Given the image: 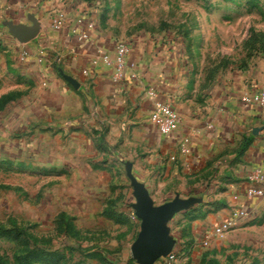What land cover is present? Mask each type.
<instances>
[{
  "label": "crops",
  "instance_id": "0c3cea01",
  "mask_svg": "<svg viewBox=\"0 0 264 264\" xmlns=\"http://www.w3.org/2000/svg\"><path fill=\"white\" fill-rule=\"evenodd\" d=\"M47 2L22 6L14 19L30 25L32 15L39 31L24 43L13 37L17 57L11 70L23 88L14 94L18 104L10 117L16 119L15 131L29 137L22 148L30 150L32 165L47 171L55 199L69 197V212L58 213L57 227L60 214L70 216L80 236L95 240L108 256L133 260L130 247L140 221L132 209L130 168L156 205L175 196L198 199L166 224L173 247L183 254L176 264H215L221 252L222 261L239 263L231 252L245 249L243 262L264 264V202L245 194L258 184L249 177L254 169L264 170V114L240 100L264 86V69L202 92L173 48L138 42L129 44L128 60L137 64L134 76L114 81L102 55L111 54L119 41L100 33L90 11L70 13L64 4ZM61 13L65 21L55 25L53 18ZM90 21L89 38L80 40ZM150 88L154 99L147 94ZM155 99L179 114L178 131L169 139L149 120ZM194 130L200 133L190 152L181 154V136ZM241 206L251 210L249 218L208 247L197 245L201 234Z\"/></svg>",
  "mask_w": 264,
  "mask_h": 264
},
{
  "label": "rangeland",
  "instance_id": "374dc122",
  "mask_svg": "<svg viewBox=\"0 0 264 264\" xmlns=\"http://www.w3.org/2000/svg\"><path fill=\"white\" fill-rule=\"evenodd\" d=\"M35 1L0 0V106L6 108L0 112V259L6 264H136L108 256V250L78 231L57 229L58 213L69 212V197L55 199L47 171L32 165L30 150L22 148L29 137L14 129V94L23 87L11 70L17 52L7 23L18 24V11L22 6L33 9ZM47 1L64 4L61 8L70 13L90 11L100 33L119 42L173 48L202 92L222 80L264 69V0ZM182 212L173 216L178 219ZM231 254L239 263L220 258L215 264H249L243 262L247 249ZM162 262L160 258L154 264Z\"/></svg>",
  "mask_w": 264,
  "mask_h": 264
},
{
  "label": "built area",
  "instance_id": "2783aa9c",
  "mask_svg": "<svg viewBox=\"0 0 264 264\" xmlns=\"http://www.w3.org/2000/svg\"><path fill=\"white\" fill-rule=\"evenodd\" d=\"M63 21H65L63 13L53 18L55 25H60ZM93 26V21L88 22L87 29L78 35V38L80 40L89 38V30H91ZM129 51V44L118 42L114 46L111 54L102 55L103 62L112 70V80L122 81L126 77L134 76L133 72L137 68V64L134 61L128 60ZM25 58V55L19 57L20 61H24ZM95 62L96 61L94 60L93 63ZM82 72L86 74L87 69H84ZM147 94L152 99L156 96L154 90L151 88L148 90ZM240 100L255 111L264 114V86L255 90L246 91L242 94ZM149 120L156 127L158 133L166 139H169L176 134L180 124L179 114L175 108L168 102H161L156 99L153 101V108L150 112ZM211 127V125L206 126L208 129ZM199 133V130H194L181 136L178 144V151L181 154H187L190 152L189 145L192 139L198 136ZM171 159H173V157H171ZM254 170L255 173H252L249 177L251 180L257 181L258 184L248 187L245 194L248 198H257L264 202V170L261 168H256ZM251 214V210L246 207L241 206L234 208L226 218L214 224L209 231L201 234L197 241V245L201 248L208 247L212 239L223 237L224 234L232 230L241 220L249 218ZM182 255L181 249L173 247L171 251L162 258V264H176L179 259L182 258Z\"/></svg>",
  "mask_w": 264,
  "mask_h": 264
},
{
  "label": "water",
  "instance_id": "95a60500",
  "mask_svg": "<svg viewBox=\"0 0 264 264\" xmlns=\"http://www.w3.org/2000/svg\"><path fill=\"white\" fill-rule=\"evenodd\" d=\"M29 19L30 25L7 23L9 33L20 43L33 39L39 31L38 20L32 15ZM64 77L70 84H76L72 78ZM127 171L135 199L132 209L140 221L139 232L130 247V256L136 264H154L165 257L175 243V239L169 235L167 222L175 213L191 208L198 199L175 196L156 205L143 184L130 173V168Z\"/></svg>",
  "mask_w": 264,
  "mask_h": 264
},
{
  "label": "trees",
  "instance_id": "16d2710c",
  "mask_svg": "<svg viewBox=\"0 0 264 264\" xmlns=\"http://www.w3.org/2000/svg\"><path fill=\"white\" fill-rule=\"evenodd\" d=\"M3 108H4V105L3 106H0V110H3ZM59 218H60L61 221H60V223L58 225V230L61 233H70L72 231L74 233H76V234L78 233L77 230L74 229V226H73V224L71 222V217L70 216H66V215H64L62 213V214H60ZM50 257H51V255H50ZM0 264H6V261L5 260L3 261L2 259H0Z\"/></svg>",
  "mask_w": 264,
  "mask_h": 264
}]
</instances>
